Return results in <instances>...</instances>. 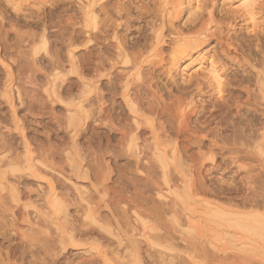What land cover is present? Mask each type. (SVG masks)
Wrapping results in <instances>:
<instances>
[{
  "label": "rangeland",
  "instance_id": "374dc122",
  "mask_svg": "<svg viewBox=\"0 0 264 264\" xmlns=\"http://www.w3.org/2000/svg\"><path fill=\"white\" fill-rule=\"evenodd\" d=\"M263 37L264 0H0V264H264Z\"/></svg>",
  "mask_w": 264,
  "mask_h": 264
},
{
  "label": "bare ground",
  "instance_id": "6f19581e",
  "mask_svg": "<svg viewBox=\"0 0 264 264\" xmlns=\"http://www.w3.org/2000/svg\"><path fill=\"white\" fill-rule=\"evenodd\" d=\"M53 1V0H52ZM192 1V0H191ZM133 2V1H131ZM252 2H254V0H252ZM121 3V2H120ZM49 6V5H48ZM24 9V8H23ZM119 9V8H118ZM150 9V8H149ZM106 8L105 7H102L101 8V11L103 12V19L100 20V23H101V27L98 28V32H97V43H99L100 39L102 36H104V39H106L107 37L111 39V44L108 45L106 48L109 47L110 50H116V56H115V59H109L108 57H106V53L104 52L103 48H101V51L100 53L97 55V75L102 78L103 76L104 77H108L109 78V83L111 84V87H114L115 89V79L112 78V74L109 72L108 73V70L106 69V66H105V60H108L110 62H122V63H125V64H129V63H137L140 61V59L138 60L134 54H132L131 52H129V47L127 46L126 48V45L127 43H125L122 38L119 39L118 37V31H116V19L115 17L110 14L108 11H105ZM109 10V9H108ZM251 11V10H250ZM98 12V11H97ZM102 12H99L100 14H102ZM27 14V13H26ZM119 18H122L121 16ZM34 19V18H33ZM25 20V19H24ZM19 21V20H18ZM25 25V24H24ZM33 26V25H32ZM31 26V27H32ZM155 29V28H154ZM110 30H113V34L110 36H108L109 34V31ZM195 30V29H194ZM75 32V31H74ZM202 33V32H201ZM260 34H262L261 32H259ZM80 34V33H79ZM81 35V34H80ZM87 35V34H86ZM94 37H96V35H93ZM128 37V36H127ZM252 38V37H251ZM257 38V37H256ZM264 38V37H263ZM45 39V37L43 36V40ZM103 39V40H104ZM254 39V38H253ZM108 40V39H107ZM112 40H115L117 43H113ZM127 40V39H126ZM94 41V40H93ZM264 41V40H263ZM77 43V42H76ZM45 44H46V41H45ZM108 44V43H107ZM30 45V43H29ZM74 45V44H73ZM130 45V44H128ZM43 46V45H42ZM103 46V45H102ZM137 46V45H136ZM104 47V46H103ZM108 50V49H107ZM157 50V49H156ZM32 51V50H31ZM106 51V50H105ZM0 52H3V57L5 60L7 61H11L13 62L14 64L16 65H19L18 64V60H17V57L15 56V54L11 53V52H8L7 50V47L4 45V43L1 41V38H0ZM74 51L71 50V53H73ZM109 52V51H108ZM111 52V51H110ZM38 54V51L37 52H30V58H32V60L34 59V56ZM80 56L82 57H79V59L81 58H84V57H87V52L86 51H82L79 52ZM1 56V55H0ZM141 58V56H140ZM2 58L0 57V71H1V66H4L5 64V60H1ZM163 60V59H162ZM255 62V61H254ZM95 63V61H94ZM141 64L144 63V61L140 62ZM81 65V64H80ZM131 65V64H130ZM224 65V64H223ZM5 67V66H4ZM16 67V66H15ZM132 67V66H131ZM10 68V67H8ZM16 69V68H15ZM150 69V68H149ZM216 69V68H215ZM118 70V69H117ZM147 71V70H146ZM115 72V71H114ZM113 72V73H114ZM140 72V71H139ZM107 73V74H105ZM218 74V73H217ZM69 75V74H68ZM111 77V78H110ZM216 81H217V84H215L217 86V89H219V91H217L219 94H221L225 89L223 88L224 86L222 85L223 81H222V78L219 77V76H216ZM229 79V78H228ZM231 79V78H230ZM261 79V78H260ZM261 82V81H260ZM175 83V82H174ZM227 83V82H226ZM225 84V83H224ZM103 85V84H101ZM223 86V87H220V86ZM120 86V85H119ZM264 87V86H263ZM108 88V87H106ZM186 88V87H185ZM213 88V87H212ZM216 88V87H215ZM223 88V89H222ZM100 90V89H99ZM101 92H103V90H100ZM99 91V92H100ZM132 92V91H131ZM216 92V93H217ZM129 93V92H128ZM133 93V92H132ZM217 93V95H219ZM224 93V92H223ZM226 94V93H225ZM235 94V93H234ZM237 94V93H236ZM16 95V94H15ZM224 95V94H223ZM228 95V94H227ZM255 95V94H254ZM216 96V95H215ZM106 97V96H105ZM105 97L104 95H100L98 99V103H99V115H100V124L101 125H106L110 120H111V116L109 115H105L106 111H107V107L105 106L106 105V102H105ZM127 97V95H126ZM125 98L126 100V103L128 104L129 101H127V98ZM33 98V97H32ZM220 98V97H219ZM226 98V97H225ZM217 99V98H216ZM227 99V98H226ZM225 99V100H226ZM218 100V99H217ZM221 101H224V99L222 100L221 98ZM220 101V102H221ZM223 103V102H222ZM218 104V103H217ZM220 104V103H219ZM224 104V103H223ZM230 104V103H229ZM221 105V104H220ZM227 105V104H226ZM117 107V106H116ZM121 109V107H120ZM130 111L133 113H136L134 109H130ZM130 116V115H129ZM209 118V117H208ZM135 119V118H134ZM198 121V120H197ZM214 121V120H213ZM203 124V123H202ZM144 124L141 122V121H135L134 123V129H130L128 131H125V130H122L123 132H121V140L125 141L128 145V141H132V142H136L139 140V137L138 135L143 131L145 130L144 129ZM132 127V128H133ZM133 130L134 131H141L139 134H134L133 137L130 139V136L131 134L133 133ZM152 130V128H151ZM152 134L154 136H156V131L153 129L152 130ZM118 136V135H117ZM232 136V135H231ZM82 143V142H81ZM147 144V143H146ZM46 146V145H45ZM149 146V145H147ZM197 149V148H196ZM28 151V150H27ZM143 151V150H142ZM191 151V150H190ZM230 151V150H229ZM143 153V152H142ZM159 154V153H158ZM180 154V153H179ZM179 158V157H178ZM56 160V159H55ZM178 165V163H177ZM180 166V164H179ZM45 169V168H44ZM82 178V177H81ZM20 182V181H19ZM33 182V181H32ZM22 187V186H21ZM18 191V190H17ZM45 194V193H44ZM20 197V196H19ZM18 197V198H19ZM16 200V199H15ZM29 207V206H28ZM85 210V209H84ZM87 212V211H85ZM35 216V215H34ZM33 216V217H34ZM73 216V215H72ZM24 219V217H23ZM42 224V223H41ZM124 227V226H123ZM75 228V227H74ZM77 229V228H76ZM84 234V233H83ZM70 236V235H69ZM70 246V245H69ZM25 251V250H24ZM147 254V253H146ZM30 255V253H29ZM141 256V255H140ZM27 257V256H26ZM31 257V255H30ZM49 258V257H48ZM34 260V259H33ZM36 260V259H35ZM28 261V260H27ZM30 261H31V258H30ZM48 261V259H46V262ZM32 262V261H31ZM145 262V260H144ZM27 263V262H26ZM156 263V262H155ZM160 263V262H159ZM31 264V263H30Z\"/></svg>",
  "mask_w": 264,
  "mask_h": 264
}]
</instances>
